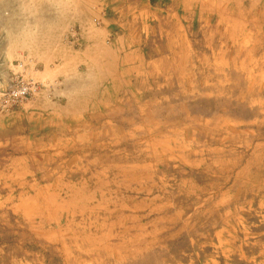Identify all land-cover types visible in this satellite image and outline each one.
Here are the masks:
<instances>
[{
	"label": "rangeland",
	"instance_id": "1",
	"mask_svg": "<svg viewBox=\"0 0 264 264\" xmlns=\"http://www.w3.org/2000/svg\"><path fill=\"white\" fill-rule=\"evenodd\" d=\"M87 2L0 0V89L40 85L0 114V264H264V0H96L117 73L37 57L21 15Z\"/></svg>",
	"mask_w": 264,
	"mask_h": 264
},
{
	"label": "crops",
	"instance_id": "2",
	"mask_svg": "<svg viewBox=\"0 0 264 264\" xmlns=\"http://www.w3.org/2000/svg\"><path fill=\"white\" fill-rule=\"evenodd\" d=\"M87 3L90 4L87 11L78 14H72L70 11L65 10L61 12L47 11L45 13L31 12V14H22V22L24 25H28L29 31L32 34V41L29 47L37 50V57H40V49L46 50V59H48L49 56L52 57V61L56 60L58 62L57 65H62L64 69L67 68L69 61L71 62L72 60L75 65H86L92 72L95 68L104 66L107 68V71L109 70L110 72L114 71L117 73L120 59L119 52L120 48L123 47L122 37H115V35L109 31L108 27H110L111 20L104 15L105 13H103V15L101 14L96 0H88ZM75 24H78L80 28V36L84 43L80 49L70 50L69 47L66 52L64 49L66 45L64 43L60 44L59 37L61 33L63 34L69 27ZM108 35H110L113 41H111L110 37L108 38ZM60 48L62 53L59 52V54H57V51L52 52L53 49L58 50ZM40 62H42L43 65L45 63L44 61ZM20 67L23 69L22 65H20ZM44 68L45 67L34 69V74L43 73ZM50 68L53 69V66H50ZM20 74L23 75V72H20ZM51 79V81H55L57 78L56 76H51ZM63 79L65 84V78ZM67 80H69V78ZM49 92L50 91L47 92L48 95ZM65 93V88L53 86L51 95L59 96ZM47 104L46 109L50 111L48 113H52L53 105L51 106L49 102ZM35 107L38 106L36 105ZM38 108L43 109L45 107L42 108V106H40Z\"/></svg>",
	"mask_w": 264,
	"mask_h": 264
},
{
	"label": "built area",
	"instance_id": "3",
	"mask_svg": "<svg viewBox=\"0 0 264 264\" xmlns=\"http://www.w3.org/2000/svg\"><path fill=\"white\" fill-rule=\"evenodd\" d=\"M40 85L23 78L13 79L7 87L0 89V114H9L21 102L38 94Z\"/></svg>",
	"mask_w": 264,
	"mask_h": 264
},
{
	"label": "bare ground",
	"instance_id": "4",
	"mask_svg": "<svg viewBox=\"0 0 264 264\" xmlns=\"http://www.w3.org/2000/svg\"><path fill=\"white\" fill-rule=\"evenodd\" d=\"M206 1H208V0H206ZM218 1V0H217ZM204 3V2H203ZM221 3V2H220ZM200 4V3H199ZM213 4V3H212ZM215 5V4H214ZM215 6H217V5H215ZM219 7H220V5H219ZM217 9V8H216ZM220 10V9H219ZM18 42V41H17ZM20 43V42H19Z\"/></svg>",
	"mask_w": 264,
	"mask_h": 264
}]
</instances>
